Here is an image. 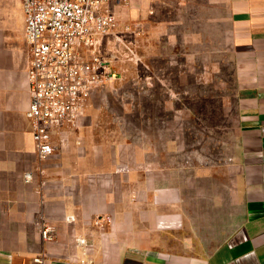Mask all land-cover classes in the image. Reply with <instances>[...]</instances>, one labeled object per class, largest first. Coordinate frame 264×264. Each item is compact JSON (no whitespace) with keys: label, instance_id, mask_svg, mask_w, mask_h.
I'll return each instance as SVG.
<instances>
[{"label":"crops","instance_id":"crops-1","mask_svg":"<svg viewBox=\"0 0 264 264\" xmlns=\"http://www.w3.org/2000/svg\"><path fill=\"white\" fill-rule=\"evenodd\" d=\"M177 8L163 32L232 69L235 121L221 164L174 157L165 140L156 154L155 138L145 154L137 143L108 153L84 128L80 138L79 128L56 130L54 152L39 159L25 116L24 14L20 0H0V264H264V0H163Z\"/></svg>","mask_w":264,"mask_h":264},{"label":"rangeland","instance_id":"rangeland-1","mask_svg":"<svg viewBox=\"0 0 264 264\" xmlns=\"http://www.w3.org/2000/svg\"><path fill=\"white\" fill-rule=\"evenodd\" d=\"M114 12L113 33L98 49L112 78L92 91L77 138L84 128L91 144L106 142L108 153L123 155L134 152L136 143V152L145 154L155 138L156 154L165 140L174 157L184 156L192 164L196 159L221 164L235 121L227 58L197 49L194 42L186 46L179 35L163 32L166 21L174 23L178 17V8L169 13L163 0H131ZM178 162L174 158L172 165ZM220 168L224 183L223 164Z\"/></svg>","mask_w":264,"mask_h":264},{"label":"built area","instance_id":"built-area-1","mask_svg":"<svg viewBox=\"0 0 264 264\" xmlns=\"http://www.w3.org/2000/svg\"><path fill=\"white\" fill-rule=\"evenodd\" d=\"M129 1L20 0L30 93L25 116L39 159L54 152L56 130L79 127L92 91L112 78L98 49L116 26L114 8ZM41 234L44 240L52 238L47 225Z\"/></svg>","mask_w":264,"mask_h":264}]
</instances>
